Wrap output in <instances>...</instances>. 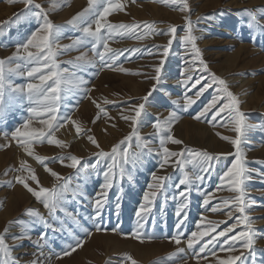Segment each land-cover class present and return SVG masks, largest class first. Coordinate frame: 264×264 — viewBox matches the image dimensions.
Returning a JSON list of instances; mask_svg holds the SVG:
<instances>
[{"label":"rangeland","instance_id":"374dc122","mask_svg":"<svg viewBox=\"0 0 264 264\" xmlns=\"http://www.w3.org/2000/svg\"><path fill=\"white\" fill-rule=\"evenodd\" d=\"M119 2L123 8L111 12L108 22L138 24L142 38L138 39L135 34L113 35L108 40L109 46L123 54L115 66L109 68L104 67L98 54L93 52L94 41L60 50L56 60L61 68L67 69L68 78L83 79L86 83L62 93L58 111L61 119L57 122L54 135L66 146L51 145L47 140L32 144L35 155L48 158L43 163L28 155L11 134L17 127L22 128L26 119H30V127H43L40 120L47 117L31 118L28 108L32 105L26 96L13 93L14 99H10L8 92L5 93L6 113L0 117V235H3L10 250L16 248L15 253L11 251L13 260L8 264H131L125 254L136 264H216L217 257L225 259L228 255H240L241 252L244 253L243 264H264V0H186L187 10H181V3L166 0ZM105 3L107 0H102L97 8L102 9ZM87 7L88 0H33L27 7L23 0H0V60L6 62V82L11 81L14 86L39 82L26 75L21 77L9 72L8 69H14L18 63L22 65L21 71L26 73L28 68L23 67L24 61H9L8 58L13 56L17 44L24 43L39 26L44 15L52 23L64 25L55 44L72 45L83 35L82 29L86 24L73 27L67 21ZM185 17L191 21L192 34L197 37L196 45L201 52L200 59L207 64L208 71H202L199 59L192 63L191 46L180 40L186 32ZM94 19L95 15L90 14L87 23L92 24ZM145 23L151 24L157 31L146 32ZM170 25L176 26L174 42L165 58L158 87L149 96L153 84L157 83L152 79L154 67L159 64L163 52V48L158 46L168 43ZM92 27L94 29L95 25L92 24ZM99 47L102 50V45ZM79 56L92 63L78 61L76 58ZM121 68L127 71H120ZM185 69L190 70L187 75L184 74ZM209 73L225 80L229 91L237 97L238 107L245 114L248 125L244 130L241 151L249 169V179L244 187L245 199L250 205L246 214L252 218L256 232L254 255L240 242L233 246L231 252L222 251L223 238H218L217 243L210 246L216 251V257L209 251L200 253V247L210 237L193 248H188L186 243L191 231L198 230L195 222L201 215L206 217L205 223L217 222V232L236 223L235 217L240 213L231 205L223 207V201L236 193L218 188L219 176L231 164L234 155L221 156L210 173H201L193 165L186 166L185 171L194 177L202 174L203 180H196L189 192L188 218L180 229L183 233L180 244L169 239L177 232L175 211L181 201L176 197L186 186L176 188L182 172L179 168L174 169L171 162L163 169L158 167L159 136L152 125L156 120L163 121L170 111H174L176 117L170 134L182 143L169 142L166 146L170 150L191 148L206 150L214 155L233 153L231 143L222 139L223 136L235 138L236 135L227 113L213 116L218 107L226 102L218 90L220 86L213 84L199 98L195 96L204 83H212ZM188 75L192 79L185 86L182 81ZM198 76L204 79L193 88ZM186 95L195 100L188 108L184 107ZM214 95L222 97L217 105L205 116L194 118ZM145 96H148L147 102L143 100ZM142 103H145V108L137 128L143 138L140 144L146 141L148 147H138L135 137L121 144L132 131V122L122 117L133 115L134 111L130 110ZM97 105L104 111L101 112ZM67 117L71 119L66 120ZM72 121H76V126L81 128L79 134ZM89 136L97 141L99 148L88 140ZM114 145L120 146L121 153L126 147L131 153L143 152V163L135 167L124 165L125 175L123 178L117 175L114 187L108 192L102 216L93 219V202L103 182V172L110 162V158H102L98 167L92 168L91 165L98 159L94 153L100 150L110 152ZM69 155L81 158L80 170L65 166L67 159L61 163L60 157ZM22 161L33 170L39 181L37 184L29 179L30 187L51 189L59 183L45 171L46 164L61 177L69 178L71 188L76 189L78 194L66 193L57 209L50 211L42 200H37L16 182L18 175H29L21 169ZM152 172L170 176V181L165 182L163 191L157 195L152 212L143 222V239L139 240L133 235L137 229L135 212L144 191L152 182ZM208 193H212L213 198L205 206L203 198ZM118 203L119 209L116 207ZM213 207L220 210L213 212ZM29 209L38 212L39 216L28 214ZM229 212L232 213L231 218ZM242 230L243 227L238 225L230 235ZM41 233H46V238H42ZM78 239L84 241L83 245L70 255H63ZM177 248L183 251L177 252Z\"/></svg>","mask_w":264,"mask_h":264},{"label":"snow or ice","instance_id":"6c2138e0","mask_svg":"<svg viewBox=\"0 0 264 264\" xmlns=\"http://www.w3.org/2000/svg\"><path fill=\"white\" fill-rule=\"evenodd\" d=\"M26 7L31 5L33 0H23ZM102 0H88V7L85 8L80 13H77L70 20L67 21L68 25L73 27H78L81 24H86L83 27V35L74 40L72 45L61 46L55 44L57 38L61 35L64 25H57L52 23L47 15H44L43 21L39 23V26L31 33L27 40L22 44H17L16 51L13 53L12 57H9V61L16 59L18 61H24L23 67H27V72L21 71V64H17L14 69H8L9 72L16 73L19 76H27L28 78L38 79V83H26L24 85H13L11 81L6 82L5 78V61L0 60V117L6 113V104H5V93L8 92L9 98L14 99L12 96L13 93L18 95L26 96L29 103L32 105L28 108V112L31 118L35 117H47V119H41L40 123L43 127H30V119H26L23 122V127H17L12 132V138L16 139L18 143L24 147L25 152L34 156V158L43 163L46 157L35 155L32 151L33 143H42L47 140L48 144L57 145L60 147H65L63 141L56 139L54 135V130L57 127V122L61 119L58 115V111L61 104L62 93L70 92L74 88H80L83 84L86 83L83 79L70 80L67 69H63L60 66V63L57 62L56 57L59 54L60 50H68L73 46H79L81 44L87 43L89 40L94 41L92 43V50L94 53L98 54L99 60L103 63L104 67H114L118 58L123 53L119 49H113L109 46L108 40L113 35H130L135 34L137 38H142L139 35L140 25L138 24H113L108 22L107 17L113 11L121 10L123 4L116 0H107V3L104 4L102 9H98L97 5L100 4ZM170 3H181L183 8L181 10H187L186 0H166ZM37 8H40V5H36ZM247 11V10H245ZM90 14L95 15V19L92 21V24L95 25L93 29L92 24H88L87 20ZM39 16L40 14L37 13ZM186 20V32L180 37V40L185 45H190L193 55L192 63H195L196 60H200V64L203 65L202 71H208L207 64L200 59L201 52L196 45L197 37L192 34L191 21L188 17H185ZM144 28L146 32L157 31L153 28L151 24L145 23ZM168 33L171 34L168 43L163 46H158L163 48V52L159 61L154 67L155 75L152 77L157 83H154L152 90L149 93V96L152 92L158 87L159 81L162 78V71L166 63L165 58L168 57L170 52V46L174 42L176 26L170 25L168 27ZM100 45H102V50H100ZM30 49H35L31 51ZM131 51L135 52L137 49H132ZM78 61H83L85 64H91L92 61L87 60L84 56H79L76 58ZM29 65H35L29 67ZM120 71H127L126 69H119ZM189 69H185L184 74L187 75ZM43 73V74H41ZM75 76V74H72ZM212 83H204L198 91H196L195 96L199 98L209 87L213 84H218L219 92L223 94V98L226 100L221 106L218 107L217 111L213 113V116H219L221 114L227 113L230 123L233 125L234 131L236 133L235 138L228 136H223L222 139L229 141L233 146L234 152L227 154H211L206 150H198L191 148H183L180 151H172L166 145L170 142L172 144H181L182 141L175 139L170 134L171 124L174 122L176 113L170 111L169 115L163 121L156 120L153 122V128L156 130V135L159 136V151L157 155L159 156L158 167L163 169L165 166L169 165L171 162L172 167L179 168L182 172V178L179 179L176 184V188L179 189L181 185H185L184 190L179 191L178 197L181 201L175 211L177 217V223L175 228L177 230L176 234L169 237L170 240L174 241L177 245L181 242V237L183 233L180 231L184 223L188 218V207H189V192L192 185L196 180H203V175H190L185 171L186 166L193 165L197 167L201 173H210L211 170L216 166V163L219 162L221 156L234 155L231 164L226 168L225 171L219 176L220 184L218 188H227L229 191L236 193L234 197L225 199L223 201V207L227 208L229 205L235 208V210L240 213V215L235 217L236 223L231 226L224 228L222 231H216L217 222L206 221V217L203 215L195 222L196 228L198 230L191 231L187 238V247L193 248L194 245L198 244L204 238L210 237L207 239L203 246L200 247V253L206 251L211 252L213 257H216V251L213 250L210 246L217 243L218 238H223V244L221 245V250L225 252H231L233 246L240 242L242 247L248 250L249 253L254 255V244L256 239V232L251 223V217L246 214V209L250 206L246 202V192H245V182L249 179V169L246 167L245 157L241 151V144L243 142L244 130L248 127L244 119V113H242L238 107L239 101L237 97L228 89V86L225 80L215 76L214 73H209ZM192 79L191 75H188L187 79H184L182 83L187 86L189 81ZM204 78L198 76L195 80V83L192 85L194 88L196 85L200 84ZM50 82V86H49ZM85 91L87 89H84ZM221 96L214 95L213 98L209 101L208 104L204 106L200 113L196 115V119H199L205 116L210 110H212ZM145 102L148 100V96L143 98ZM95 103V101H93ZM107 102V101H106ZM195 100L191 96H185L184 107L188 108ZM100 108V111L103 112L104 109L97 105ZM145 108V103L133 106L134 111L133 115L123 116L124 120H130L132 122V131L127 137L124 138V141H121L123 144L125 141H131L133 137L136 138L138 147H148V142H144L143 145L140 144V141L143 139L138 132L137 124L140 120L143 110ZM71 119L67 117L66 120ZM73 125L76 126V121H72ZM76 132L79 134L81 128L76 126ZM165 132H168V135H164ZM88 140L92 144L96 145L99 148L97 141L89 136ZM119 145H114L110 152H105L100 150L94 155L98 158L97 162L92 164V168H97L99 163H101L102 158H110V162L107 164L106 169L103 172V182L99 185V191L96 193V199L93 202V219L100 218L102 216L103 209L107 203L108 192L111 190L116 182V177L119 175L121 178L124 177L126 169L124 165L131 164L133 167L143 163L142 157L143 152L131 153L129 148H124L123 153L119 151ZM148 151L151 152V148H148ZM173 158H175L173 160ZM67 159L68 163L65 165L72 169L80 170L81 158L75 155H69L68 157H60V161L63 164L64 160ZM21 169L27 171L29 175L20 176L18 175L15 179L16 182L21 184L27 191H29L37 200H42L45 207L50 211L54 212L60 201L66 193L72 192L73 196L77 195L76 189L71 188L69 183V178L61 177L57 172L48 168L45 164V171L50 173L51 176L55 177L59 182L54 184L51 189L39 187V190H36L29 186L28 180L37 182L39 184L38 178L33 172L32 169L26 166V162L22 161L20 165ZM152 182L148 184V190L144 191L143 198L139 207L136 209L135 216L137 218V229L133 233L135 238L142 240V228L143 222L147 220L149 214L152 212L154 201L157 198V195L161 193L164 189L166 181H170V176L157 175L156 172L151 173ZM213 198L212 193H208L203 198V205L207 206L210 203V200ZM119 209L120 204L116 205ZM213 212L219 211V207H213L211 209ZM28 214H33L39 216V213L35 210L29 209ZM228 216L231 218L232 213L229 212ZM240 225L244 230L236 232L235 235H230L237 226ZM117 227H119L117 225ZM97 230H100V227H97ZM115 231V229H113ZM88 235H91L88 232ZM42 238H46V233H41ZM15 238V237H14ZM151 239V237H148ZM84 241L78 239L74 246L70 247L68 251H65L63 255L67 256L74 252L77 248L83 245ZM183 251V249L177 248V252ZM125 258L131 261V264H136L135 260H132L130 256L125 254ZM13 257L11 255V250L6 244L3 235H0V264H8L9 261H12ZM244 262V253L241 252L240 255H228L225 259H220L217 257L216 264H243Z\"/></svg>","mask_w":264,"mask_h":264},{"label":"bare ground","instance_id":"6f19581e","mask_svg":"<svg viewBox=\"0 0 264 264\" xmlns=\"http://www.w3.org/2000/svg\"><path fill=\"white\" fill-rule=\"evenodd\" d=\"M225 78H226V77H225ZM227 80H228V79H227ZM63 128H64V127H63ZM61 130H62V129H61ZM65 132H66V131H65ZM62 136H63V135H62ZM66 136H67V135H66ZM56 137H57V136H56ZM59 138H60V137H59ZM64 138H65V135H64ZM72 138H73V137H72ZM263 230H264V228H263ZM263 232H264V231H263ZM11 251L15 253V252H16V248H12Z\"/></svg>","mask_w":264,"mask_h":264}]
</instances>
